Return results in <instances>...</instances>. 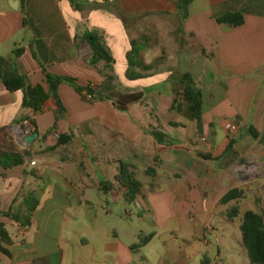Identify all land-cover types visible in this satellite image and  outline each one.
<instances>
[{"label": "crops", "instance_id": "crops-1", "mask_svg": "<svg viewBox=\"0 0 264 264\" xmlns=\"http://www.w3.org/2000/svg\"><path fill=\"white\" fill-rule=\"evenodd\" d=\"M76 2L80 11L70 0H0V58L15 62L27 86L47 88L34 50L50 73L95 92L62 84L66 114L57 121L53 101L35 112L0 75V157L30 154L0 165L8 237L0 236V264H251L241 224L249 211L264 220V0H194L184 23L177 0ZM229 13L244 24L217 22ZM87 32L111 68L90 63ZM143 35L139 62L151 68H135L144 77L131 80L128 54ZM185 75L202 92L201 124L177 97ZM138 92L143 103L126 112L108 99ZM26 120L32 130L16 136ZM153 129L173 142L160 144ZM31 195L40 205L24 228L4 213L18 215Z\"/></svg>", "mask_w": 264, "mask_h": 264}, {"label": "trees", "instance_id": "trees-1", "mask_svg": "<svg viewBox=\"0 0 264 264\" xmlns=\"http://www.w3.org/2000/svg\"><path fill=\"white\" fill-rule=\"evenodd\" d=\"M194 0H177L178 13L181 16L183 23L189 18V6ZM72 6L80 11V5L76 0H70ZM221 25L230 26H240L244 24V16L241 13H229L217 20ZM24 25H28L27 18H24ZM180 34H184V29L182 28ZM86 39L89 41L94 56L90 63L92 65L96 64L99 60H104L107 66L111 68L114 63V59L108 52L104 44L100 41V38L91 32L85 33ZM148 36L143 35L138 40L132 42V50L128 54L129 70L127 72V78L131 80L143 78L144 75L137 73L135 70L140 68L142 70H148L151 67L142 65L139 62V56L141 53V47L147 42ZM32 49V48H31ZM22 53L21 50L15 51V56L18 57ZM33 57L38 61L43 69L45 75V82L47 88L43 85L37 86H27L25 82V77L22 76L17 68L16 64L12 60L6 58H0V75L5 88L12 93L23 91L25 93L24 106L33 109L35 112H42L47 101H53L56 105L55 116L56 120L64 119L66 114V108L59 96V87L62 84H68L72 86L79 94L86 95L87 97L94 98L95 92L91 86L83 87L79 85L78 81L74 78L67 76H57L50 73L47 68L40 62L34 50H32ZM112 79V77H110ZM185 90L183 93L178 94V98L189 101L191 103L190 110L195 120L200 124L203 115V96L201 90L198 88L194 79L190 75H185ZM144 94L138 93H118L115 98L110 99L119 111L126 112L132 105L141 104L144 101ZM148 132L160 143V144H170L173 141L167 137L163 132L153 129L148 130ZM6 131L1 130L0 134H4ZM257 137L258 134L254 132ZM69 140V137L62 136L59 139V145H64ZM30 156L29 152H24L23 154L18 153H3L0 157L1 167L7 169L9 167L21 165L25 162V159ZM0 175V181H1ZM238 192L233 191L229 193L223 199V202H228L235 198ZM39 200L31 195L29 196L23 205V208L19 210V214L15 215L13 212L14 208L10 212L4 213L7 217L15 220L22 227L28 228L32 224V217L36 209L39 207ZM1 215V213H0ZM231 217V215H230ZM241 230L243 233V242L245 248L248 252L251 264H264V220L261 214L254 212H247L241 224ZM6 231L3 227H0V236L3 239H7ZM151 236L141 240L140 244L137 246H142L147 242Z\"/></svg>", "mask_w": 264, "mask_h": 264}, {"label": "built area", "instance_id": "built-area-1", "mask_svg": "<svg viewBox=\"0 0 264 264\" xmlns=\"http://www.w3.org/2000/svg\"><path fill=\"white\" fill-rule=\"evenodd\" d=\"M232 128V125L229 124L227 126V129H231ZM32 130V123L29 121V120H26L24 121L21 125L17 126L16 128H14L13 132L16 133V134H23L24 132L25 133H28ZM57 137H59V133H56L55 134ZM32 166H35L36 165V162H32L31 163Z\"/></svg>", "mask_w": 264, "mask_h": 264}, {"label": "water", "instance_id": "water-1", "mask_svg": "<svg viewBox=\"0 0 264 264\" xmlns=\"http://www.w3.org/2000/svg\"><path fill=\"white\" fill-rule=\"evenodd\" d=\"M39 138V133L38 132H33L32 134L28 135L25 138V142L27 143L28 147H30L35 140Z\"/></svg>", "mask_w": 264, "mask_h": 264}, {"label": "rangeland", "instance_id": "rangeland-1", "mask_svg": "<svg viewBox=\"0 0 264 264\" xmlns=\"http://www.w3.org/2000/svg\"><path fill=\"white\" fill-rule=\"evenodd\" d=\"M15 134V133H14ZM17 136V134H15Z\"/></svg>", "mask_w": 264, "mask_h": 264}]
</instances>
